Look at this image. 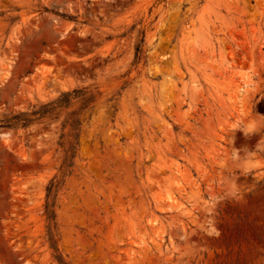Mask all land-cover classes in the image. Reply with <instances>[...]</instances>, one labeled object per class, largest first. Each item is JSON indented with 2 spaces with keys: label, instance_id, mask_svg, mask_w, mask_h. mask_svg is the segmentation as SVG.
<instances>
[{
  "label": "rangeland",
  "instance_id": "1",
  "mask_svg": "<svg viewBox=\"0 0 264 264\" xmlns=\"http://www.w3.org/2000/svg\"><path fill=\"white\" fill-rule=\"evenodd\" d=\"M0 264H264V0H0Z\"/></svg>",
  "mask_w": 264,
  "mask_h": 264
},
{
  "label": "clouds",
  "instance_id": "2",
  "mask_svg": "<svg viewBox=\"0 0 264 264\" xmlns=\"http://www.w3.org/2000/svg\"><path fill=\"white\" fill-rule=\"evenodd\" d=\"M253 85L248 80H244L241 82V86L237 89V96L242 101L244 98L250 96ZM233 130L240 129L244 132L245 135L256 132L262 125L258 124L255 120H245L239 119L233 122ZM251 154H246L241 157L238 155L235 149H232L231 158L234 162L242 163L246 157Z\"/></svg>",
  "mask_w": 264,
  "mask_h": 264
},
{
  "label": "bare ground",
  "instance_id": "3",
  "mask_svg": "<svg viewBox=\"0 0 264 264\" xmlns=\"http://www.w3.org/2000/svg\"><path fill=\"white\" fill-rule=\"evenodd\" d=\"M244 64V63H243ZM242 65V63H241ZM244 81L243 79L239 80L238 83L236 84V90L234 91V99H238V96H237V89L241 86V82Z\"/></svg>",
  "mask_w": 264,
  "mask_h": 264
},
{
  "label": "trees",
  "instance_id": "4",
  "mask_svg": "<svg viewBox=\"0 0 264 264\" xmlns=\"http://www.w3.org/2000/svg\"><path fill=\"white\" fill-rule=\"evenodd\" d=\"M65 104V103H64ZM14 119H18V117H15ZM48 215H52V212H48Z\"/></svg>",
  "mask_w": 264,
  "mask_h": 264
}]
</instances>
